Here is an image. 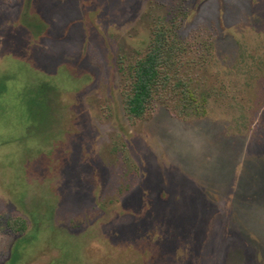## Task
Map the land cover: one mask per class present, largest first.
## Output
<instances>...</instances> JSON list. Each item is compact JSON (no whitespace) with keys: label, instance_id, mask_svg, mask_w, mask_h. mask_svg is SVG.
Listing matches in <instances>:
<instances>
[{"label":"rangeland","instance_id":"1","mask_svg":"<svg viewBox=\"0 0 264 264\" xmlns=\"http://www.w3.org/2000/svg\"><path fill=\"white\" fill-rule=\"evenodd\" d=\"M155 16L211 44L203 117L124 113ZM0 264H264V0H0Z\"/></svg>","mask_w":264,"mask_h":264},{"label":"trees","instance_id":"2","mask_svg":"<svg viewBox=\"0 0 264 264\" xmlns=\"http://www.w3.org/2000/svg\"><path fill=\"white\" fill-rule=\"evenodd\" d=\"M182 0H173L179 6ZM207 41L195 46L177 34V24L165 16H155L150 27V40L144 52L130 50L117 58L122 78L121 98L129 121L143 118L155 101L170 107L179 117H203L210 97L207 87ZM197 67L204 68L202 73ZM4 90V89H3ZM13 233H22L25 222H7Z\"/></svg>","mask_w":264,"mask_h":264}]
</instances>
